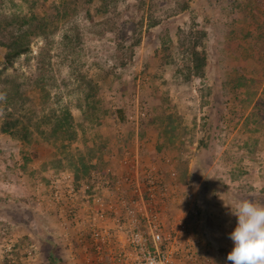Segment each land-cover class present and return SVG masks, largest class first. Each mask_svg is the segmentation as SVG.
<instances>
[{
  "label": "rangeland",
  "instance_id": "rangeland-1",
  "mask_svg": "<svg viewBox=\"0 0 264 264\" xmlns=\"http://www.w3.org/2000/svg\"><path fill=\"white\" fill-rule=\"evenodd\" d=\"M66 2L0 0L51 25L0 94V125L8 110L26 128L0 131V264H144V207L166 229L185 216L208 264H230L234 190L264 178V0H118L61 18ZM148 179L169 189L156 208Z\"/></svg>",
  "mask_w": 264,
  "mask_h": 264
},
{
  "label": "trees",
  "instance_id": "trees-1",
  "mask_svg": "<svg viewBox=\"0 0 264 264\" xmlns=\"http://www.w3.org/2000/svg\"><path fill=\"white\" fill-rule=\"evenodd\" d=\"M117 1L118 0H68V5L66 2L62 7L63 12L58 15L64 18L69 9L68 7L76 9L80 5H86L98 9L97 11H99L100 14L99 17H102L108 13L107 9L115 5ZM153 26L154 24L152 27ZM50 27V23L45 22L37 15L11 16L6 13H0V49L4 50L0 60V94L5 91L6 87L12 84L13 81L9 79L8 73L13 71L16 61L29 52L32 39L40 38L47 41L50 37ZM73 36L76 38H73ZM72 38L76 43L79 42L78 31L73 30L72 36H70L69 32H63V34H61V41L64 43L73 42ZM198 53L199 52L193 53V69L196 73L205 66L206 60V55L202 50L199 54ZM0 131L2 133H11L14 137H22L19 136V133H23V131L26 133V128H18V122L13 117L12 112L5 110L0 125ZM23 137L26 139L25 135ZM261 193L264 194V189ZM206 230H204L205 236L208 233Z\"/></svg>",
  "mask_w": 264,
  "mask_h": 264
},
{
  "label": "built area",
  "instance_id": "built-area-1",
  "mask_svg": "<svg viewBox=\"0 0 264 264\" xmlns=\"http://www.w3.org/2000/svg\"><path fill=\"white\" fill-rule=\"evenodd\" d=\"M146 185L150 204L154 208L168 200L169 189L164 183L148 179ZM161 216L160 211L157 212L155 209L147 211L144 207V221L149 226V239L153 244L151 247L148 246L146 235L144 264H208L206 255H203L199 249L202 239L195 236L194 232L188 228L185 216L180 215L175 218L170 229L160 225ZM163 219L167 220L165 216ZM161 248L166 249V254L161 251Z\"/></svg>",
  "mask_w": 264,
  "mask_h": 264
},
{
  "label": "clouds",
  "instance_id": "clouds-1",
  "mask_svg": "<svg viewBox=\"0 0 264 264\" xmlns=\"http://www.w3.org/2000/svg\"><path fill=\"white\" fill-rule=\"evenodd\" d=\"M232 214L237 218L229 234L233 248L227 254L230 264H264V204L238 201Z\"/></svg>",
  "mask_w": 264,
  "mask_h": 264
},
{
  "label": "crops",
  "instance_id": "crops-1",
  "mask_svg": "<svg viewBox=\"0 0 264 264\" xmlns=\"http://www.w3.org/2000/svg\"><path fill=\"white\" fill-rule=\"evenodd\" d=\"M241 137H247L246 136V134H243ZM249 138V140H251V138L250 137H248ZM258 146H259V144H258ZM227 148V146L225 145H222V143H221V145L217 148V151H218V153L220 154V156L221 155H223L224 154V151H225V149ZM256 150H260V148L259 147H257L256 148ZM226 160V161H225ZM223 159V160H221L219 163L220 164H217V165H219L220 166V168L222 169V166L224 165L225 167H227L228 166V161H227V159ZM224 168V167H223ZM245 181L246 182H242L243 183V185L245 186V185H247L248 187H251V189H252V192H253V194L249 197V199L248 200H251V201H253V202H256V203H260V204H264V194L263 193H261L262 191H263V189H264V178H259L258 180H257V182H254L253 180H246L245 179ZM242 184H241V189L240 190H234V192H236L239 196H233L232 198L234 199V200H232L233 202V205H235V203L236 202H238V201H242V200H247L246 198L247 197H245V194H243L242 192H244L245 190H244V186H243ZM227 198H230V197H228V196H223V197H221L220 199H219V201H223V202H225L226 204L228 203V202H230V201H228L227 200ZM213 200V199H212ZM212 200L210 199V202H212ZM228 205V204H227ZM210 211H212L211 210V207H210ZM210 213H212V212H210ZM212 215V214H211ZM208 217H210V216H208ZM213 217H215V216H213ZM222 217V216H221ZM216 218V217H215ZM229 218H230V216H228L227 217V219L229 220ZM216 220V219H215ZM209 221L210 222H212L211 223V226H213V227H217V224L216 223H214V221H213V218L212 217H210V219H209ZM233 221L235 222V226H236V224H237V219L236 218H233L231 221H229L230 223H233ZM225 226L224 227H222V225H221V228L219 227V232H224V234L226 233L225 232ZM213 232V231H212ZM198 233V235L199 234H201V233H203L202 231H200V229H199V231H196L195 232V234H197ZM210 234H212L211 232H210ZM201 238H202V236H200ZM206 237V236H205ZM206 240L204 239V242H205ZM229 245V244H228ZM208 251H209V249H208Z\"/></svg>",
  "mask_w": 264,
  "mask_h": 264
}]
</instances>
